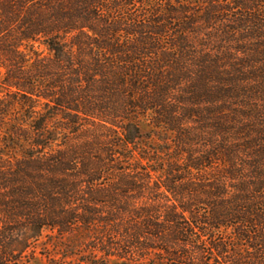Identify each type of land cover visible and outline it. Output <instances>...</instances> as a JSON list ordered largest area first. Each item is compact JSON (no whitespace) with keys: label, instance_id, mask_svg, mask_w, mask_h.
<instances>
[{"label":"trees","instance_id":"16d2710c","mask_svg":"<svg viewBox=\"0 0 264 264\" xmlns=\"http://www.w3.org/2000/svg\"><path fill=\"white\" fill-rule=\"evenodd\" d=\"M0 75V264H264V0H0Z\"/></svg>","mask_w":264,"mask_h":264},{"label":"rangeland","instance_id":"374dc122","mask_svg":"<svg viewBox=\"0 0 264 264\" xmlns=\"http://www.w3.org/2000/svg\"><path fill=\"white\" fill-rule=\"evenodd\" d=\"M39 51L46 54V50L43 47H38ZM1 79V75H0ZM3 96V90L0 86V98ZM141 132L144 135V142H149V144H159L157 135L151 132V128L148 127V122L141 121L139 123ZM50 233L48 231L43 233L42 238L36 246V253L33 260L29 261L27 264H90L87 260H84L79 255H67L63 256V251L66 249L64 245L57 243L55 239L49 238ZM109 264H123L117 261H111Z\"/></svg>","mask_w":264,"mask_h":264}]
</instances>
